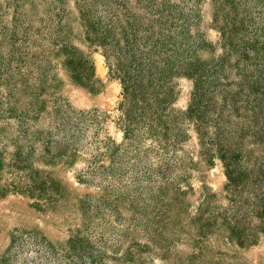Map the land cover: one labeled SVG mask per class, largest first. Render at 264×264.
I'll return each instance as SVG.
<instances>
[{
	"label": "rangeland",
	"instance_id": "1",
	"mask_svg": "<svg viewBox=\"0 0 264 264\" xmlns=\"http://www.w3.org/2000/svg\"><path fill=\"white\" fill-rule=\"evenodd\" d=\"M0 264H264V0H0Z\"/></svg>",
	"mask_w": 264,
	"mask_h": 264
},
{
	"label": "trees",
	"instance_id": "2",
	"mask_svg": "<svg viewBox=\"0 0 264 264\" xmlns=\"http://www.w3.org/2000/svg\"><path fill=\"white\" fill-rule=\"evenodd\" d=\"M227 175L229 176V178H230V174H229V171L227 170Z\"/></svg>",
	"mask_w": 264,
	"mask_h": 264
}]
</instances>
